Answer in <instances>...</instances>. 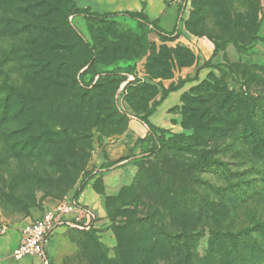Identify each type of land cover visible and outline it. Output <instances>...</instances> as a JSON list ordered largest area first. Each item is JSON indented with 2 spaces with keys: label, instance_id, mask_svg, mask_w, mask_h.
Returning a JSON list of instances; mask_svg holds the SVG:
<instances>
[{
  "label": "rangeland",
  "instance_id": "obj_1",
  "mask_svg": "<svg viewBox=\"0 0 264 264\" xmlns=\"http://www.w3.org/2000/svg\"><path fill=\"white\" fill-rule=\"evenodd\" d=\"M177 1V28L160 32L67 14L78 0H0V253L28 218L86 188L96 227L59 228L49 264H227L213 231L264 224V0ZM255 32L244 50L228 38ZM152 108L166 133L148 153L135 122ZM239 249L264 264L261 232Z\"/></svg>",
  "mask_w": 264,
  "mask_h": 264
},
{
  "label": "trees",
  "instance_id": "obj_2",
  "mask_svg": "<svg viewBox=\"0 0 264 264\" xmlns=\"http://www.w3.org/2000/svg\"><path fill=\"white\" fill-rule=\"evenodd\" d=\"M168 1V0H167ZM67 14H74L76 16H83L85 18H94V19H100L102 21H105V22H108L110 21V19H112V17H116L118 15H125V16H129L131 18H138L139 20H142L143 23H140V25L142 27H147V26H150L152 25V27H155L157 30H159L160 32H165L164 30H162L160 27H158L157 25V21H150L149 20V17L147 16V14H145L143 11H135V12H132V11H128V12H125V13H99V12H94L91 10V8L87 7V8H81L76 4H74L73 8H70V10L67 12ZM146 25V26H145ZM230 39H233V41L235 42V44L237 45V47L240 49V50H244L246 49L247 47H250L253 43L259 41V40H262V38L260 36H258L257 32H255L249 39V42L248 44L246 45H240L238 43V41L233 37V36H230L228 37ZM45 55V52H43V56ZM91 62V57H85L81 62H80V66L76 69V73H78V71L81 70V68L85 67L86 65H88L89 63ZM71 68H68V67H65L62 69V71L66 74L65 76H70V78L74 81V83L77 81V76H76V73H72L71 72ZM81 76V74H80ZM180 88V86L176 87L174 90H178ZM7 89L8 91H16L15 88L11 85H7ZM173 90V91H174ZM156 110L155 108H152L150 109L146 114H143L141 116H139L140 120L143 121L145 124H147L149 126V131H148V134L145 136V137H142L140 138L137 142H136V145H140V143H147L149 144L147 147H143L142 146V150H146L148 153H150L151 151V148L152 146H154L153 149L156 150V146H155V143L157 142V144L160 143L162 144L163 142V139H164V135L166 133V130L164 128H161V127H158V126H155L154 124H152L149 120V117L155 113ZM3 114V112H2ZM251 117V115H250ZM250 118H248L249 120ZM250 124V123H248ZM246 133V139L249 141V142H257V143H260L262 141V138L261 137H257L255 136V129H251L249 128ZM257 138V139H256ZM152 145V146H150ZM120 159L116 160V161H113V162H107L106 164H102V168L103 169H108L109 166L112 164V163H115L117 161H119ZM196 164H201L203 163V160L202 159H199L195 162ZM82 189L80 191H77L76 194H75V198L78 197L81 193ZM261 232V234H264V224L261 223L260 221L256 222L255 225H252V226H247L245 228H242V229H238V230H223V231H213L212 235L215 239L216 242H218V248L222 254V257L224 258L225 262L227 264H243L242 262V259L240 257H238V250L239 247H240V241L241 240H245L246 238H249V237H252V234L254 232ZM164 232V231H163ZM166 233V232H165ZM168 236L174 240H176L177 242L175 244H173V246L175 247V245L178 243L179 241V235L178 234H175L174 236L171 234L168 233ZM162 245L164 246H167L163 243H161ZM187 249V253L190 252V249L189 247H186ZM231 250V252H230ZM151 256L150 252H149V256L145 257V260H147L149 257ZM188 256H185V259L182 260L181 264H188ZM134 264H138L137 261L134 262Z\"/></svg>",
  "mask_w": 264,
  "mask_h": 264
},
{
  "label": "built area",
  "instance_id": "obj_3",
  "mask_svg": "<svg viewBox=\"0 0 264 264\" xmlns=\"http://www.w3.org/2000/svg\"><path fill=\"white\" fill-rule=\"evenodd\" d=\"M97 212L78 198H64L46 208L39 218L28 221L22 228L19 245L12 256L16 259L38 257L49 264L48 243L60 227L90 230L96 227Z\"/></svg>",
  "mask_w": 264,
  "mask_h": 264
},
{
  "label": "crops",
  "instance_id": "obj_4",
  "mask_svg": "<svg viewBox=\"0 0 264 264\" xmlns=\"http://www.w3.org/2000/svg\"><path fill=\"white\" fill-rule=\"evenodd\" d=\"M77 5L81 8L89 7V8H91L92 11L99 12V13H120L121 14V13H125L128 11H132V12L143 11L145 14H147L150 21L156 20L158 27H160L165 32H172L173 30H175V28H177V26H178L177 24L179 23L178 21H179V16H180V7H179V3L177 0H174V1H167V0H78ZM155 6L158 7L156 11L154 10ZM173 7L176 8L175 23L171 29H165L162 25L161 18L164 14H166V11L169 8H173ZM150 12H154V15L151 16ZM181 92L182 91L178 90V91L173 92L171 95L177 93L178 98H179L181 95L180 94ZM168 98H166L160 102V104L158 106V110L163 106L164 102ZM170 107L171 106H169L168 108H170ZM167 109H165V111ZM151 116L149 117V120L151 123H153L151 120ZM135 124H136V127L141 128V130H143V132H144L142 134V136L137 138V140L134 143V146L138 147V145H136V142L140 138L145 137L148 134L149 126L141 120H139V122H135ZM148 145L149 144H147V143H140L139 148L142 149V146L147 147ZM136 149L138 150V148H136ZM119 158L113 159L112 162L116 161ZM88 192H89L88 188L84 189V191L79 195L78 199L83 204L93 207L95 197L94 196L91 197V194L88 195ZM41 215H42V213L36 214L33 218H28L27 221L39 218ZM25 223H24V225H25ZM24 225L21 226L19 230L16 229V231L18 233L15 236V238L12 239L13 241L11 243L14 246L13 249L11 251L8 250L6 256L4 255V253L3 254L0 253V264H19L17 262L21 259H24V258L16 259L12 256L14 249L20 243V240L22 237V228L24 227ZM63 227H60V228H63ZM24 264H42V260L38 257H28V259H25Z\"/></svg>",
  "mask_w": 264,
  "mask_h": 264
}]
</instances>
